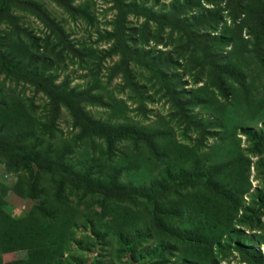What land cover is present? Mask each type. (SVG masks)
Masks as SVG:
<instances>
[{
  "label": "trees",
  "instance_id": "16d2710c",
  "mask_svg": "<svg viewBox=\"0 0 264 264\" xmlns=\"http://www.w3.org/2000/svg\"><path fill=\"white\" fill-rule=\"evenodd\" d=\"M54 1L69 13L78 12L75 0ZM112 1L116 11L115 22L113 29L107 31L104 37L112 43L108 54L120 56V63L114 72L122 74L130 87L136 90L131 63L142 64L143 55L127 40V20L131 16L148 19L153 15L143 6L127 4L125 0ZM239 1L242 5L243 0ZM180 2H184V7L189 6V0H177V4ZM176 8L168 23L172 33L176 29L183 30L190 41L198 42L204 60L199 71L205 73L208 70V73L214 74V77H209L211 81H207L208 85L195 88L193 94L184 90L175 97L172 115L187 125L186 132L197 134L198 138L193 143L178 142L165 130L150 132L147 128L122 122L95 120L85 106L94 103L106 106L102 98L72 89L65 83H56L54 77L48 74L47 66H34L23 57L28 52L24 44L19 43L15 50L8 53L2 48V26L11 24L17 28L20 21L18 12L36 16L63 41H66L65 27L35 0H0L1 69L16 80L33 85L36 91L43 92L49 99L52 116L60 114L62 108L67 109L74 127L81 131V138L94 142L101 139L107 145L104 156L99 159L104 167L98 174L90 167H77L73 162L69 164L70 160L66 161L63 157L51 163L35 157L39 175L45 168L50 169L51 181L56 182L57 190L51 196L47 188H41L38 202L26 217L14 219L0 193V264H82L75 255L65 258L74 243L84 247L77 235L78 218L82 212L78 206L61 202L67 186L94 196L102 209L106 208L102 217L109 215L108 224L116 227L122 256L137 264H154L151 261L162 252L163 243L152 251H139V239L145 235L146 222L141 213L134 212L127 205L129 200L145 204L166 236L189 239L195 253L202 247V254H198L197 258L196 254L182 259L180 264H220L219 257H225L229 248H234L245 264H264L262 251L250 246L252 238L244 235L242 230L257 232L254 237L258 238L260 246L264 245V127L254 129V125L264 122V42H259L264 39V18L259 10L256 29L253 33L252 29L250 31L257 42L252 43L254 47L248 48L250 36L248 41H243L242 28L236 31L240 38L236 36L234 39H230L226 31L220 35L200 33L197 30L198 17L192 18L194 24L189 26V20H181ZM261 10L264 14V9ZM244 13L241 7L240 14ZM217 23V19L208 20L209 25ZM161 28L164 30L165 27ZM227 46L231 48L225 54L222 48ZM150 69L160 75L158 66H151ZM173 90L172 87L171 92ZM217 93L223 95L224 100L218 99ZM196 106H207L217 116L203 117L195 110ZM25 117L30 123L32 116L28 114ZM241 129L245 130L253 155L258 156L255 169L259 184L255 186L249 180L251 160L241 151L238 143L237 131ZM22 131L20 127L15 130L16 134ZM210 135L216 136V142L203 151L202 143ZM129 142L139 146L147 143V147L144 151L139 148L132 156H126V153L118 155L121 145ZM16 146L8 148V152L19 153L20 147ZM21 154L30 157L27 153ZM148 163L154 168L149 174L145 173L140 181L129 180L120 171L129 164H138L142 168ZM35 180L39 183V178ZM38 185L41 186V183L33 187ZM246 196L251 198L250 202H246ZM32 198L36 199V196ZM177 215L182 216L180 222ZM185 220L189 221L186 225L183 223ZM95 226L93 223V228H89L90 234L88 229H84L86 235L93 233L94 237L104 238ZM21 251H29L30 258L4 263L5 255Z\"/></svg>",
  "mask_w": 264,
  "mask_h": 264
},
{
  "label": "rangeland",
  "instance_id": "374dc122",
  "mask_svg": "<svg viewBox=\"0 0 264 264\" xmlns=\"http://www.w3.org/2000/svg\"><path fill=\"white\" fill-rule=\"evenodd\" d=\"M35 1L43 4L65 27L66 41L58 39L36 16L18 12L20 21L17 28L11 24L2 26V48L6 53L15 50L19 43L24 44L28 52L23 57L34 66H47L48 74L54 77L56 83H65L72 89L102 98L106 106L99 103L85 106L95 120L105 123L122 122L138 128H147L150 132L165 130L181 143L196 142L198 136L195 132H186L187 125L180 123L172 115L175 97L181 95L184 90L193 94L195 88L208 85L211 81L209 77H214V74L208 73V70L200 73V64L204 60L203 50L198 42L190 41L183 30L176 29L172 33L168 23L174 8L177 7L176 10L180 12L181 20H189V26L194 24L191 19L198 17L197 30L200 33L211 32L212 35H220L226 31L230 39H234L236 36L240 38L236 31L242 28L245 40L241 39L246 42L250 36L248 48L254 47L252 43L257 42L255 35L250 31L252 29L253 33V29H256L254 27L259 10L264 18L261 10L264 9V0H243L242 5L239 0H189V6L186 7L183 6L184 2L177 4V0H125L127 4L148 8L153 15L148 19L131 16L127 20V40L143 55L142 64L131 63L134 83L137 85L136 90H133L122 74H115L120 56L108 54L112 43L104 38L106 32L113 29L112 24L115 22L116 11L113 9L112 0H75L74 5L78 12L73 14L54 0ZM241 7L245 10L244 15L240 14ZM209 18L217 19L218 23L209 25ZM161 26L165 27L164 30ZM259 42H264V39ZM230 48L231 46H227L222 49L226 54ZM151 66L160 68L162 78L151 71ZM222 97L223 95L217 93L218 99L224 100ZM48 101L43 92L36 91L29 83L16 80L0 67V193L8 203V213L14 219L28 215L38 202L41 188H47L51 196H54L57 190L56 182L51 181L50 169L45 168L39 175L40 169L35 164V157H41L47 163L63 157L66 161L70 160L69 164L73 162L77 167L92 168L95 174L104 167L99 163V159L105 154L106 143L101 139L94 142L81 138V131L74 127L67 109L62 108L60 114L52 116ZM7 104L9 106H6ZM194 108L203 117L217 116V113L208 110L207 106ZM28 114L32 116L30 123H27L25 117ZM18 127L23 129L20 134L15 132ZM262 127L263 121L254 125V129ZM244 131H237L238 143L241 151L251 160L249 180L252 186H255L259 184L255 169L258 156L253 155L251 143ZM215 142V135L208 136L202 143V150L206 151ZM15 144L16 148L20 147V152L9 153L7 149ZM145 146L147 147V143L140 146L133 142L124 143L118 155L126 153V156H132L139 148L144 151ZM21 153H27L30 157L26 158ZM134 161L138 163V160ZM153 168L149 163L142 168L138 164H129L120 171L129 177V180L140 181L145 177V173L149 174ZM36 178H39L41 186L35 188L33 186L39 184L36 183ZM33 196H36V199H33ZM63 199L62 203L78 206L82 212L78 218L77 235L84 243V249L74 243L67 252L66 259L75 255L81 259L82 264H137L136 261L122 256V245L115 233L116 227L108 224L109 215L105 217L107 219L103 218L107 210L102 209L94 196L67 186ZM245 199L250 202L251 198L246 196ZM126 203L134 212L141 213L146 222L145 235L139 239V251H152L163 243L162 252L151 261L152 263L180 264L182 259L191 258L196 254L197 258L198 254H202V247L199 252L193 251L192 241L189 239H173L163 234L145 204L130 200ZM177 217L180 222L182 216ZM262 221L264 222V218ZM93 223L104 238L94 237L93 230L91 236L86 235L85 230L88 229L90 234L89 228H93ZM183 223L186 225L189 221L185 220ZM242 230L244 235L252 238L250 246H256L264 255V245L260 246L258 238L254 237L257 232ZM262 236L264 238V234ZM227 251L225 257H219L220 264H245L234 248ZM4 258H7L4 263L19 259L28 260L30 253L15 252L5 255Z\"/></svg>",
  "mask_w": 264,
  "mask_h": 264
},
{
  "label": "crops",
  "instance_id": "0c3cea01",
  "mask_svg": "<svg viewBox=\"0 0 264 264\" xmlns=\"http://www.w3.org/2000/svg\"><path fill=\"white\" fill-rule=\"evenodd\" d=\"M7 258H5V260H6Z\"/></svg>",
  "mask_w": 264,
  "mask_h": 264
}]
</instances>
